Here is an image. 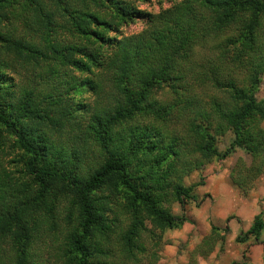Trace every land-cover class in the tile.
Returning <instances> with one entry per match:
<instances>
[{
    "label": "trees",
    "instance_id": "1",
    "mask_svg": "<svg viewBox=\"0 0 264 264\" xmlns=\"http://www.w3.org/2000/svg\"><path fill=\"white\" fill-rule=\"evenodd\" d=\"M148 2L0 0V264H156L187 177L238 149L229 185L264 178V0Z\"/></svg>",
    "mask_w": 264,
    "mask_h": 264
},
{
    "label": "crops",
    "instance_id": "2",
    "mask_svg": "<svg viewBox=\"0 0 264 264\" xmlns=\"http://www.w3.org/2000/svg\"><path fill=\"white\" fill-rule=\"evenodd\" d=\"M211 170L210 167L203 172L204 184L198 189L196 203H191L183 213L181 212L186 221L180 228L168 231L166 239L169 243L164 246L156 264H191L189 253L202 238L208 235L210 224L220 229L228 225L230 229L228 239L235 240L238 233L245 232L250 227L254 216L264 212L263 178L257 180L255 186L257 188L252 189L245 198L228 184L226 170L216 175L210 174ZM205 195L209 197L204 198ZM181 213L175 215L180 216ZM234 229L236 232L233 231ZM260 238L258 242L249 246L248 264H264V241ZM246 245L244 244V248ZM244 248L241 246L240 251ZM219 249L220 243L205 259L197 257L195 264H218L216 255ZM240 254L241 252L235 258L231 256V263L233 261L239 264Z\"/></svg>",
    "mask_w": 264,
    "mask_h": 264
},
{
    "label": "rangeland",
    "instance_id": "3",
    "mask_svg": "<svg viewBox=\"0 0 264 264\" xmlns=\"http://www.w3.org/2000/svg\"><path fill=\"white\" fill-rule=\"evenodd\" d=\"M169 3H170L169 0H149L148 3L141 4L140 5V8H142L144 10H147V11H150V12H157L159 9L167 7L169 5ZM140 25L141 24L139 22H137V23L129 26V29L126 32L130 33L132 31H137L140 28ZM258 89H259V96L258 97L263 96L264 95V77L261 78V81L258 84ZM263 123H264V121H263ZM263 126H264V124H263ZM230 141H231V135H229V134L226 135V136H224V137H222V138H220L219 143H218V150L220 152L225 151V149H227V147L229 146ZM238 158H243L246 161L249 160V157L245 153H243L241 150L235 149L225 159H215L212 163H210L207 166H205V168L202 171L191 174L189 177H187L184 180V183L186 185H188V184H192L194 182H198L200 179H202L203 180V184H204V178H205V176L203 175L204 174L203 172H204V170L206 168H210V167L212 168V170L210 171V174L216 175L217 173H220L223 170H226L227 171V174H228L229 169L233 166V164L235 163V161ZM226 180H227V178H226ZM262 183L264 185V180L262 181ZM263 185H262V187H263ZM255 186H256V183L254 184V186L252 187V189H254ZM199 188L200 187H198L196 189L195 194H197ZM252 189L248 192V194L252 191ZM236 192L238 194H240L238 191H236ZM248 194H246L245 196H243V195L240 194V196L246 198V196H248ZM208 195H205L204 198L209 197ZM263 199H261V200H263ZM196 200H197V197H196V199L194 201H192V203L195 204L196 203ZM188 205H191V203L190 204H187L185 206V208L188 207ZM171 210H172L173 214L181 213L180 207L177 204L172 205L171 206ZM261 216H262L263 221H264V212L261 214ZM233 231L236 232L235 229ZM167 234H168V232L166 233V235ZM228 236H229V234H227L225 236L224 242L220 243V249H219V251L217 252V255H216L217 259L219 260L218 261L219 262L218 264H232L231 261H230V257L232 256V257L235 258L236 256H238V254L240 252H241L240 258H239L240 260H239L238 263L239 264L240 263H242V264L243 263L244 264H248L247 253L249 251V246L254 243V240L251 239V240H249L246 243L239 244V243H236L234 241V239H231V240L228 239L229 238ZM260 240L261 241H264V228H263V230L261 232V238H260ZM244 244H247L245 248H244ZM241 246H243V248H244L243 251H240L241 250L240 249ZM163 248H164V246H163ZM163 248H162V250H163ZM238 250H239V253H238ZM231 254H233V255H231Z\"/></svg>",
    "mask_w": 264,
    "mask_h": 264
}]
</instances>
